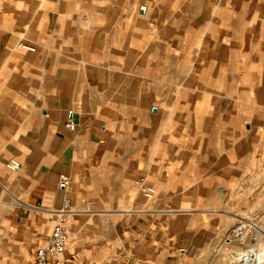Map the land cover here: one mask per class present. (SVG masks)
Wrapping results in <instances>:
<instances>
[{
	"label": "crops",
	"instance_id": "0c3cea01",
	"mask_svg": "<svg viewBox=\"0 0 264 264\" xmlns=\"http://www.w3.org/2000/svg\"><path fill=\"white\" fill-rule=\"evenodd\" d=\"M0 183V264H264V0H0Z\"/></svg>",
	"mask_w": 264,
	"mask_h": 264
},
{
	"label": "built area",
	"instance_id": "2783aa9c",
	"mask_svg": "<svg viewBox=\"0 0 264 264\" xmlns=\"http://www.w3.org/2000/svg\"><path fill=\"white\" fill-rule=\"evenodd\" d=\"M19 45L27 50H35L33 45L25 42H20ZM66 126L74 130L76 122L73 119H69L66 122ZM5 165L9 170L14 172H20L23 168V163L17 157L9 158ZM69 183V176L65 173L60 174L59 187L66 188ZM134 183L145 198H155L157 190L145 177L135 179ZM88 210H91L90 206L84 211ZM78 211L80 210L72 204L71 200L65 198L64 205L56 210V218L45 242L35 250L33 264H69L65 258V250L71 235V217ZM167 212L171 213L173 210H168ZM259 230H262L264 233L262 222L256 214L242 215L240 216V220L224 232L222 238L228 242H245L246 240H250V244L246 247V250H249L252 247L257 248L258 242L261 241ZM240 257L237 264H260L262 262L258 258L250 262L249 260H242Z\"/></svg>",
	"mask_w": 264,
	"mask_h": 264
},
{
	"label": "rangeland",
	"instance_id": "374dc122",
	"mask_svg": "<svg viewBox=\"0 0 264 264\" xmlns=\"http://www.w3.org/2000/svg\"><path fill=\"white\" fill-rule=\"evenodd\" d=\"M5 186H6V185H5ZM7 187H8V186L5 187V191H7L6 193L10 194V193H9V189H8ZM6 188H7L8 190H7ZM260 189H261V186H260ZM1 201H2V200H1ZM9 201H14V200H13L12 197H9V199H7L6 202H9ZM0 203H1V202H0ZM4 203H5V202H4ZM14 203H15V202H14ZM251 211H252V210H251ZM263 212H264V211H262L261 214H262ZM73 216H74V215H73ZM73 216H72V217H73ZM72 217H71V218H72ZM259 219H260V218H259ZM260 220H261L262 224H264V217H261ZM260 237H261V239H260L261 241H259V242H260V249L262 250V248L264 247V235H263V234H260ZM246 242H249V240H246ZM238 261H239V260H238V258H237L235 262L238 263Z\"/></svg>",
	"mask_w": 264,
	"mask_h": 264
},
{
	"label": "bare ground",
	"instance_id": "6f19581e",
	"mask_svg": "<svg viewBox=\"0 0 264 264\" xmlns=\"http://www.w3.org/2000/svg\"><path fill=\"white\" fill-rule=\"evenodd\" d=\"M14 200H15V198H14ZM0 202L2 203L1 200H0ZM3 202H4V201H3ZM1 203H0V204H1ZM5 203L9 206V205L13 204V201H9V202H6V201H5ZM71 220H72V219H71Z\"/></svg>",
	"mask_w": 264,
	"mask_h": 264
}]
</instances>
